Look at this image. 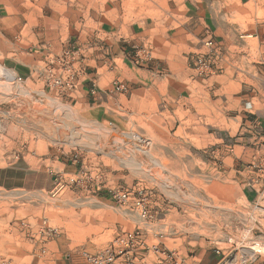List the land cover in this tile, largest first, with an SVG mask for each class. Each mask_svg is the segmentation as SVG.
<instances>
[{
  "label": "rangeland",
  "instance_id": "rangeland-1",
  "mask_svg": "<svg viewBox=\"0 0 264 264\" xmlns=\"http://www.w3.org/2000/svg\"><path fill=\"white\" fill-rule=\"evenodd\" d=\"M73 1L80 12L68 26L60 0H0V65H27L33 78L44 75L19 84L0 79V166L19 162L48 179L44 189L0 191V264H89L84 253L107 249L115 252L114 262L123 250V264H153L163 251L189 264H264V212L241 199L249 171L264 163L252 165L247 154L231 162L220 151L238 137L239 145L252 144L248 125L228 119L236 111L224 115L220 104L208 106V139L200 141L182 112L126 103L116 90L123 85V16L180 38L175 30L186 7L205 1L215 12L217 0ZM222 8L224 30L239 40L233 65L244 91L264 53L258 38L264 14L234 0H223ZM207 51L191 53L194 63ZM152 56L161 58L156 51ZM114 66L111 82L100 83L115 93L108 113L69 91L78 74ZM117 190L128 194L125 202L113 198Z\"/></svg>",
  "mask_w": 264,
  "mask_h": 264
},
{
  "label": "crops",
  "instance_id": "crops-1",
  "mask_svg": "<svg viewBox=\"0 0 264 264\" xmlns=\"http://www.w3.org/2000/svg\"><path fill=\"white\" fill-rule=\"evenodd\" d=\"M60 1L66 4V1L69 0ZM234 2L241 5L251 3L254 13L260 10L264 14V0H234ZM65 4L63 13L65 18L69 19V26L75 14L80 12V5L78 2L74 4L73 0L72 4ZM215 4V12L209 6V2L205 1H201L195 6L186 7L184 22L180 23L175 30L179 31L180 38L169 36V30L168 32L160 30L155 24H148L146 19L135 18L128 21L123 16L118 25L119 27L123 26V55L120 56L121 60L123 58V65L118 71V76L123 74V85L125 86L123 97L126 99V103L132 100L138 104L152 102L157 107L162 106L168 112L174 114L182 112L184 114L183 122L191 126L190 133L199 137L200 141L208 139V116L206 114L208 106L214 109L220 104V112L224 115L228 114L229 110L236 111L233 113V117H228V119L248 125L250 129L247 132L250 135L247 139L252 144L243 147L238 142L242 137H238L233 139L234 143L229 147L221 145L220 151L224 152V158H230L231 162L238 163V159L247 154V159L252 165L254 163L262 165L264 163V144L260 142L264 141V53L260 54L258 64H253V74L249 75L251 87L248 86L246 90L242 91L241 89L245 85L238 81L240 70L233 65L236 56L234 46L239 40L236 37L228 36L227 31L224 30L227 26L221 22V13H219L223 9V0H217ZM113 9L116 8L110 6L107 11L112 13ZM258 23L259 29L264 31V15ZM175 31H171V33L175 34ZM208 33L215 39L213 44L215 48L211 53L215 66L202 70L195 67L191 53L206 49L203 41L208 38ZM258 38L264 45V34ZM181 44L186 48L176 51V46ZM153 51H156L157 56L161 58L153 60ZM146 57L149 59L148 61L144 60ZM237 58L240 57L237 56ZM114 59L111 57V60ZM180 65L182 67L178 68ZM12 68L24 78V81L31 80L33 82L34 80L37 82L44 76L39 72L36 75L38 78H33L34 72L27 65L13 66ZM116 68L114 66L101 72L97 69L94 74H91L92 76L82 74L80 77L78 74L69 91L86 97L90 108L98 113L106 114L113 107L115 93L110 85L103 87L100 83L106 79L110 83V79L115 76ZM212 68L215 69L212 70ZM56 71L57 77L61 76L60 71L58 69ZM84 77L87 80L82 82L81 78L84 79ZM95 85L96 88L92 89L91 87ZM214 95L217 97L213 99ZM196 128L200 130L199 135L195 132ZM226 135L235 136L230 132ZM41 172L42 170L19 162L0 166V191L44 189L48 184V179L47 176L39 177L42 176ZM263 172L264 169L249 171L248 181L241 184V199L245 204H249L254 212H264ZM118 254L121 255L116 258V262L113 264H123V250Z\"/></svg>",
  "mask_w": 264,
  "mask_h": 264
},
{
  "label": "built area",
  "instance_id": "built-area-1",
  "mask_svg": "<svg viewBox=\"0 0 264 264\" xmlns=\"http://www.w3.org/2000/svg\"><path fill=\"white\" fill-rule=\"evenodd\" d=\"M204 46L208 50L206 53H198L195 56L196 62L195 64L198 65V68L205 69L211 67V63L213 60H211V53L214 51L215 46H213V43L211 42L210 38L206 39L204 41ZM11 73V74H10ZM0 79L12 82L15 84L22 83L24 81V78L19 75L13 68L5 67L0 65ZM116 90L124 91L125 86L122 84L116 85ZM2 119V115L0 112V120ZM127 193L122 190H117L113 193V198L118 202H125L127 200ZM131 237V235H129ZM121 251V250H120ZM128 254V253H127ZM86 261L89 264H113L115 260V252L112 250H105L104 252H100L97 254H86ZM153 264H189L181 259H179L174 252L171 251H163L161 256L157 258V260Z\"/></svg>",
  "mask_w": 264,
  "mask_h": 264
},
{
  "label": "bare ground",
  "instance_id": "bare-ground-1",
  "mask_svg": "<svg viewBox=\"0 0 264 264\" xmlns=\"http://www.w3.org/2000/svg\"><path fill=\"white\" fill-rule=\"evenodd\" d=\"M10 74H11V73H10ZM19 121H21V120H19ZM42 121H43V120H42ZM21 122H23V121H21ZM23 123H24V122H23ZM34 124H35V123H34ZM34 128H35V127H34ZM56 128H57V127H56ZM31 129H32V128H31ZM38 130L40 131L41 129H38ZM49 132H51V131H49ZM52 132H53V131H52ZM54 132H55V131H54ZM44 133H46V132H44ZM56 133H57V132H56ZM56 133H55V135H57ZM48 134H49V133H48ZM257 252H259V250H258V251H256V252H255V251H253V252H251L250 254H252V255H253V254L257 253Z\"/></svg>",
  "mask_w": 264,
  "mask_h": 264
}]
</instances>
